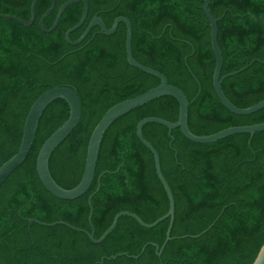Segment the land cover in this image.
Returning <instances> with one entry per match:
<instances>
[{"label":"trees","instance_id":"16d2710c","mask_svg":"<svg viewBox=\"0 0 264 264\" xmlns=\"http://www.w3.org/2000/svg\"><path fill=\"white\" fill-rule=\"evenodd\" d=\"M67 1L57 0L47 28ZM32 2L0 0V14L28 21ZM88 2V18L71 39L78 40L97 15L109 28L116 18H129L134 58L185 92L194 134L264 123V109L237 115L216 94V55L205 0ZM51 4L38 1L31 26L0 18V167L18 152L35 101L54 87H69L80 95L83 114L53 152L50 170L58 184L72 189L83 177L91 136L105 113L161 80L129 64L125 23L112 35L95 27L83 43L70 45L66 33L83 17L81 2L65 10L54 32H43L40 20ZM210 9L219 20L222 76L253 62L225 79L223 90L234 105L251 107L264 100V0H213ZM179 115V101L162 96L116 120L103 138L91 188L76 200H63L44 187L37 172L44 143L70 116L65 100L51 103L29 155L0 186V264H253L264 245V132L199 144L181 129L170 132L162 124H146L144 136L157 149L175 197L172 239L159 256L156 245L163 246L170 219L145 228L123 216L100 244L85 232L94 227L95 238H101L123 211L149 224L169 212L154 155L139 139L137 126L147 117L177 122ZM99 184L90 222L89 199Z\"/></svg>","mask_w":264,"mask_h":264},{"label":"water","instance_id":"95a60500","mask_svg":"<svg viewBox=\"0 0 264 264\" xmlns=\"http://www.w3.org/2000/svg\"><path fill=\"white\" fill-rule=\"evenodd\" d=\"M39 0H33L32 7H31V18L30 20L26 21L18 16L11 15V14H0V18L7 19V20H13L16 21L24 26H31L36 19V6ZM213 0H205L204 2V12L210 22V26L212 29V35H211V43L213 50L216 55V68L214 72L213 77V85L216 91L217 96L219 97L222 104L232 113L237 115H251L254 113H257L264 109V100L261 102L248 107V108H240L236 105H234L230 99L225 94L222 82L229 78L237 75L238 73H241L248 69L253 62L250 64H247L243 69H241L238 72H232L225 76H222V69L224 64V56L222 53V50L219 45V20L213 15L210 4ZM81 2L85 5V11L83 14V17L81 21L68 30L66 33V40L67 42L72 46H78L81 43H83L86 38L89 36L91 31L95 27H100L101 31L106 35H112L116 33L118 30V27L120 23H125L127 26V41H126V52H127V58L128 62L131 66L138 68L148 74H151L153 76L158 77L161 80V83L148 90L147 92L138 95L136 97L130 98L128 100L122 101L112 108H110L105 115L102 117L98 125L93 131V134L91 136L89 146H88V152H87V158H86V164H85V170L83 177L80 181V183L72 188V189H66L62 187L60 184L57 183V181L52 176L51 170H50V159L53 154V152L71 135V133L77 128L79 125L82 114H83V105L82 100L80 98V95L78 92L72 88L69 87H54L45 93H43L33 104L31 107L23 133V138L21 142V146L18 150V152L10 158L7 162H5L0 167V186L17 170V168L25 161L27 156L29 155L33 144L35 142V138L39 129V124L41 121V118L46 111V109L49 107L51 103L58 99L65 100L70 107V116L68 120L56 131L54 132L48 140L44 143L39 156L37 160V172L39 175V178L44 185V187L55 197L63 200H76L86 194L88 190L91 188L98 164V159L100 155V150L102 146V141L105 136V133L107 130L111 127V125L121 118L122 116L128 114L129 112L135 110L138 107H141L155 99H158L162 96H173L175 97L180 104V115L177 122H170L166 119L160 118V117H147L143 120H141L137 126V135L141 142L151 150V152L154 155L155 158V165L156 170L158 173V176L167 192L170 208L169 212L156 220L155 222L149 224L145 223L137 214L123 211L120 212L114 219L112 225L110 228L103 234V236L99 239L95 238V230L94 227L92 229V232L85 231L92 242L96 244L102 243L117 227L120 219L123 216H130L135 218L142 226L145 228H154L161 222L170 219V226L167 231L166 239L162 247L156 245L158 255L161 256L165 247L167 246L168 242L172 239L171 237V231L174 225L175 221V210H176V203H175V197L173 194V191L166 180L164 173L162 171L161 166V159L160 155L157 151V149L145 138L143 133V128L148 123H159L169 128L170 132L176 129H181L184 136L189 139L192 142L199 143V144H211L215 143L217 141H220L222 139H225L229 136H233L236 134H251L254 135L258 132H264V123L255 124V125H245V126H233L229 127L225 130H222L218 133L207 135V136H201L194 134L190 127H189V107H190V100L185 94V92L180 89L179 87L172 85L169 83L168 78L165 74L162 72L153 69L151 67H148L146 65L141 64L138 62L134 56H133V50H132V39H133V25L129 18L125 16H120L116 18L112 28H109L104 20L100 16H95L84 34L78 39V40H72L71 34L78 29H80L86 22L89 14V2L88 0H69L65 4L61 6L59 9V12L57 14L56 20L51 28H47L45 26L46 19L51 15L54 8L56 7L57 0H52V4L48 11L43 15V17L40 20V27L45 33H52L56 30L58 27L62 15L65 12V10L71 6L74 3ZM174 140V137H173ZM101 185L99 184L97 191L90 197L89 204L91 206V214H90V222H92V216L94 213V209L92 207V198L99 192ZM60 224L68 225L65 222H58ZM212 227V226H211ZM210 227V228H211ZM146 246L143 248V251L145 250ZM142 251V252H143ZM139 256H136L138 258ZM117 256L110 257L109 259H116ZM105 257L101 260V263L105 261ZM253 264H264V245L261 248L259 255L255 262Z\"/></svg>","mask_w":264,"mask_h":264}]
</instances>
